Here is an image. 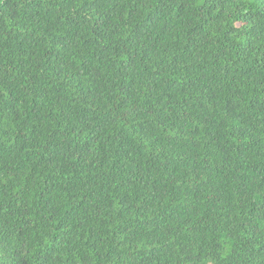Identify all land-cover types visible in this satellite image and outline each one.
<instances>
[{
    "label": "trees",
    "instance_id": "16d2710c",
    "mask_svg": "<svg viewBox=\"0 0 264 264\" xmlns=\"http://www.w3.org/2000/svg\"><path fill=\"white\" fill-rule=\"evenodd\" d=\"M0 264H264V0H0Z\"/></svg>",
    "mask_w": 264,
    "mask_h": 264
}]
</instances>
